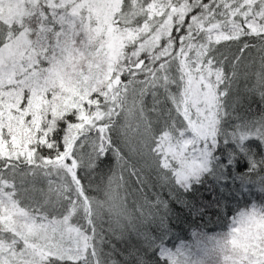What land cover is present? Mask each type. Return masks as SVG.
<instances>
[{"label":"snow or ice","instance_id":"snow-or-ice-1","mask_svg":"<svg viewBox=\"0 0 264 264\" xmlns=\"http://www.w3.org/2000/svg\"><path fill=\"white\" fill-rule=\"evenodd\" d=\"M253 47L247 91L264 97V0H0V264H101L82 169L111 153L118 191L128 162L116 137L133 124L164 180L200 168ZM161 95L176 115L156 135L148 111L161 116ZM244 127L264 138V116ZM230 235L227 264H264V209L241 211Z\"/></svg>","mask_w":264,"mask_h":264},{"label":"trees","instance_id":"trees-1","mask_svg":"<svg viewBox=\"0 0 264 264\" xmlns=\"http://www.w3.org/2000/svg\"><path fill=\"white\" fill-rule=\"evenodd\" d=\"M261 55L253 47L236 66L237 77L229 96L231 107L220 120L216 143L210 145L211 168L216 171L202 168L192 179L174 176L164 180L167 170H162L149 150L144 151L138 139H134V124L126 139L117 135L116 142L128 162L122 174L132 193L129 200L144 203L146 196L151 211L135 226H125L119 232L106 217L96 219L95 243L101 264H158L165 252L191 247L190 242L201 233L226 232L227 221L246 201L264 209V144L257 134L244 127L246 120L264 116V97L247 91L256 83ZM228 71L231 73L232 69ZM160 99L161 116L148 111L156 135L164 130L167 110L172 109V115H176L171 101L162 95ZM145 105L152 108L151 95L145 98ZM224 129L229 131L226 137ZM114 170L120 171L111 153L98 156L92 167H84L80 174L84 177L82 182L91 185L88 194L94 196L100 183ZM36 182L40 186L46 183L43 178ZM221 184L226 187L223 189Z\"/></svg>","mask_w":264,"mask_h":264},{"label":"clouds","instance_id":"clouds-1","mask_svg":"<svg viewBox=\"0 0 264 264\" xmlns=\"http://www.w3.org/2000/svg\"><path fill=\"white\" fill-rule=\"evenodd\" d=\"M125 139L126 135L123 136ZM112 174L109 176L111 177ZM109 177L98 186L93 196L97 202V218H107L111 221L112 227L118 232L125 226H135L142 219L147 218L149 209L144 208V215L141 216L137 210V204L143 207V203H133L124 200L129 192L127 181L117 191L116 184H109ZM118 208L114 207L117 206ZM132 224L129 225L128 221ZM230 230L220 233H201L191 241V247H178L173 250L175 264H227L226 257H236V249L231 245Z\"/></svg>","mask_w":264,"mask_h":264},{"label":"rangeland","instance_id":"rangeland-1","mask_svg":"<svg viewBox=\"0 0 264 264\" xmlns=\"http://www.w3.org/2000/svg\"><path fill=\"white\" fill-rule=\"evenodd\" d=\"M134 129H135V124H134ZM225 131H223V136L224 137H226V133H229V131H228V129H224ZM134 135H135V137H134V139H138V141H139V145H141L140 147L141 148H143V150L144 151H148L149 149L148 148H145V147H143L142 146V139H143V137H142V134H141V132H137V131H135V133H134ZM186 137H188V138H191V136L193 135L192 133H191V131L189 130L186 134ZM258 135V134H257ZM259 136V140L264 144V138H262L260 135H258ZM153 147V146H152ZM204 157H203V159H202V166L200 167V168H198L197 170H195L194 172H192L191 174H189V175H187V176H185V177H177L178 179H185V178H190V179H192V177H194V175H196V174H198V173H200V169H204V170H206V171H208V172H210V171H213V170H215L216 171V169H214V168H211V161H212V157H211V148L210 147H208V148H206L205 150H204ZM214 171V172H215ZM222 176V175H221ZM36 185H37V187L38 188H45L46 189V187H47V184L46 183H44L43 184V186H40L39 185V183H37L36 182ZM221 186H223V189L226 187V185L224 184H221ZM227 189H228V187H227ZM229 189H230V185H229ZM253 206H255V205H253V204H251V203H247V201H246V203H243L242 205H240L237 209H236V212H235V214L232 216V217H230L229 218V220L227 221L228 223V228H226L227 229V231H229L230 229H231V227H232V224H233V219L235 218V217H237L238 216V214L241 212V211H244V210H250ZM256 207H258V206H256ZM259 208V207H258ZM110 220H108V222H109ZM108 222H106L105 220H104V223H108Z\"/></svg>","mask_w":264,"mask_h":264}]
</instances>
